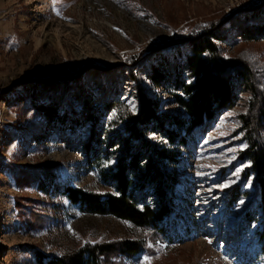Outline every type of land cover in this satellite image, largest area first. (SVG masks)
<instances>
[{
  "label": "rangeland",
  "instance_id": "obj_1",
  "mask_svg": "<svg viewBox=\"0 0 264 264\" xmlns=\"http://www.w3.org/2000/svg\"><path fill=\"white\" fill-rule=\"evenodd\" d=\"M261 9L264 0H0V264H38L39 253L46 262L85 244L128 239L143 241L147 251L115 264H264L253 231L241 225L255 190L250 164L241 159L247 143L239 118L251 92L205 121L183 147V182L174 192L179 212L164 222L171 241L112 216L86 214L64 194L67 187L115 191L101 171L118 154L101 153L91 164L93 124L77 121L86 102L101 109L120 101L137 114L140 80L160 113L183 115L172 94L177 76L187 79L190 42L214 25L226 29V40L217 43L221 53L247 61L264 96V39H245L233 23ZM152 64L167 75L159 87L146 78ZM42 104L55 105L63 120L47 123L37 109ZM115 119L111 112L97 126L104 147L110 131L124 130ZM149 138L168 143L160 126ZM48 172L54 178L45 191L39 180ZM236 186L248 195L229 206L227 190ZM136 195L158 207L152 187ZM249 211L261 213L258 204Z\"/></svg>",
  "mask_w": 264,
  "mask_h": 264
},
{
  "label": "trees",
  "instance_id": "obj_2",
  "mask_svg": "<svg viewBox=\"0 0 264 264\" xmlns=\"http://www.w3.org/2000/svg\"><path fill=\"white\" fill-rule=\"evenodd\" d=\"M233 23L239 26L245 39H264V9L243 18L238 17ZM225 30L217 29L214 25L206 34L190 42L186 60L189 74L186 80L181 73L178 74L176 91L172 93L183 115L160 113L159 101L148 94L140 80L137 86L140 110L137 114L120 101L104 102L101 109L92 106L90 100L86 102L77 121H90L93 124L94 136L88 148L93 150V158L96 159L91 164L102 159L101 153L107 159L112 154H118L116 164L101 171L102 178L112 182L115 191L100 194L67 187L64 194L70 203L86 214L112 216L149 231L156 239L171 241L164 222L179 212L174 192L177 185L183 182L178 171L183 147L205 121H213L222 113L234 109L241 102L242 92H251L254 98L239 118L247 143L241 159L250 164L247 177L254 176L255 190L243 213L241 225L243 229L253 231L258 240L259 254L264 257V96L257 90L251 65L243 59H227L219 50L217 43L226 40ZM145 70L146 78L154 87H159L167 77L157 64ZM131 74L134 79L137 78L134 73ZM37 109L49 124L63 120L55 105L42 104ZM111 112L116 113L115 123H122L124 130L110 131L109 134L113 136H108L107 146L104 147L105 142L98 134L97 126ZM166 124L170 125L167 129ZM157 126L165 132L167 145H157L149 138ZM53 178V172H48L45 178L39 180V187L48 191ZM146 186L152 187L158 199L156 209L136 195L139 188ZM227 194L229 206L248 195L240 186L228 189ZM256 204L261 210L260 215L259 211H249ZM146 251L143 241L132 239L85 244L70 253L51 257L46 262L45 255L39 253L38 264H115L117 257L135 259Z\"/></svg>",
  "mask_w": 264,
  "mask_h": 264
},
{
  "label": "bare ground",
  "instance_id": "obj_3",
  "mask_svg": "<svg viewBox=\"0 0 264 264\" xmlns=\"http://www.w3.org/2000/svg\"><path fill=\"white\" fill-rule=\"evenodd\" d=\"M3 219V215H2V213L0 212V220H2ZM0 224H1V222H0ZM5 240V239H4ZM4 240H3V237L2 236H0V241L3 243L4 242ZM5 243V242H4Z\"/></svg>",
  "mask_w": 264,
  "mask_h": 264
}]
</instances>
